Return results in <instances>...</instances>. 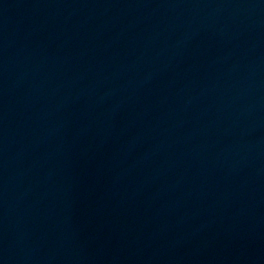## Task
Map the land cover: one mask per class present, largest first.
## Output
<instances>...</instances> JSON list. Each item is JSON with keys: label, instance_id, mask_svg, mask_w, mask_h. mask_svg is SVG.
I'll list each match as a JSON object with an SVG mask.
<instances>
[{"label": "water", "instance_id": "water-1", "mask_svg": "<svg viewBox=\"0 0 264 264\" xmlns=\"http://www.w3.org/2000/svg\"><path fill=\"white\" fill-rule=\"evenodd\" d=\"M0 264H264V0H0Z\"/></svg>", "mask_w": 264, "mask_h": 264}]
</instances>
